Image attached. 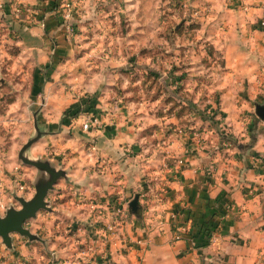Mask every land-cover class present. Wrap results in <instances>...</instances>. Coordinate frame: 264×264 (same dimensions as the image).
Listing matches in <instances>:
<instances>
[{
    "label": "crops",
    "instance_id": "crops-1",
    "mask_svg": "<svg viewBox=\"0 0 264 264\" xmlns=\"http://www.w3.org/2000/svg\"><path fill=\"white\" fill-rule=\"evenodd\" d=\"M188 1L198 11L195 21L178 0H0L7 35L48 67L51 85L72 75L84 79L78 102L100 91L91 103L101 109L103 124L94 150L116 167L108 191L104 184L88 186L86 178L59 186L55 198L71 193L93 201L64 202L79 229L52 233L43 249L35 245L40 263L45 257L52 264H264V120L251 107L264 95V0ZM69 3L75 12L67 21ZM1 33L2 58L8 37ZM152 70L174 85L167 88L192 92L198 110L219 115L198 120L207 137L201 148L196 138L181 137L185 147L174 165L137 172L132 156L145 141L140 111L154 104L131 100L123 90L151 92L141 83ZM61 122L64 131H76L74 120ZM88 169H80L86 177ZM137 194L139 215L129 209ZM213 224L210 242L205 228ZM110 225L113 234L106 231Z\"/></svg>",
    "mask_w": 264,
    "mask_h": 264
},
{
    "label": "rangeland",
    "instance_id": "rangeland-1",
    "mask_svg": "<svg viewBox=\"0 0 264 264\" xmlns=\"http://www.w3.org/2000/svg\"><path fill=\"white\" fill-rule=\"evenodd\" d=\"M2 20H5L4 16L0 17V33L7 35L8 21L3 25ZM157 20L163 23V15ZM7 37V47L4 49L7 54L2 58L0 56V216H6L9 209H21L22 205L18 199L31 200L36 193L35 183L39 172L25 164L19 158V152L37 135V126L43 136L31 146L27 155L33 159L49 161L57 170H63L67 175L59 179L53 190L49 191L46 201L49 202L51 209L41 210L35 218L29 219L24 225L39 240L31 241L19 233H12V245L8 248L0 238V264H52L45 257L41 260L42 263L35 258V245H39L41 249L46 247V241L52 238L54 232L64 235L74 228L77 232L80 225L71 223V218L68 217L71 209L63 207L64 202H69L71 198H75V202L79 203L85 202L84 200L93 201V197L82 199L78 194H71L68 186L64 192L70 195H65V198H55V192L58 188L61 190L59 187L61 184H75L71 178L79 181L86 178L88 180L85 179L84 182L88 186L104 184V189L107 187L108 191L115 183L114 177H111L116 170L115 161L110 160L108 164L104 159L97 158L94 150L96 133L83 131L81 126L87 115L94 114L101 118V109L91 105L92 101L101 97L100 91L92 93L88 101L78 102V98L85 92L84 79L72 75L51 85L52 78L46 72L48 67L38 64L32 53H22L15 39L10 35ZM216 65L220 66L222 62ZM155 71L145 73L141 85L151 89L145 96L136 86L128 85L123 90V93H128L131 100L137 102L150 100L154 104L149 110L140 111V115L143 116V119H140L143 123L141 133L145 141L138 144L139 149L132 156L135 157L134 169H137V172L139 170L152 172L161 166L165 169L174 165L179 161L182 155L180 152L185 147L181 143V137L193 138L198 132L205 133L204 126L201 128V125L200 127L196 125L198 120L215 121L216 114L219 115V112L213 109L211 112L198 110L195 102L197 98L192 92H183L182 88L177 89L179 86L176 89L167 88L174 85L170 86L171 82L167 83L161 79ZM262 85L264 91V79ZM113 92L110 90L107 97L110 102L115 99ZM202 99L201 96L199 101H203ZM219 100L216 96L215 101ZM255 102L264 104V95L259 102L257 100ZM255 102L251 103L252 108H255ZM76 114L78 116L74 117ZM63 119L74 120L77 124L76 131H64L61 122ZM220 130L221 127L216 129L219 138L222 137ZM202 141L203 143L207 141L206 135ZM105 167L108 169L102 173ZM81 168L83 170L89 168L90 174L86 177L81 173ZM71 170L76 171L73 177L68 174ZM145 177L150 178L151 175L147 173ZM63 241L59 239V244Z\"/></svg>",
    "mask_w": 264,
    "mask_h": 264
},
{
    "label": "water",
    "instance_id": "water-1",
    "mask_svg": "<svg viewBox=\"0 0 264 264\" xmlns=\"http://www.w3.org/2000/svg\"><path fill=\"white\" fill-rule=\"evenodd\" d=\"M255 112L259 119L264 120V104L256 103ZM37 128V135L26 143L19 152V158L27 165L38 170V178L35 183L36 193L31 200L19 198L22 205L21 209H9L6 216H0V238L3 239L5 245L10 248L12 245V233H19L28 237L31 241L39 240L29 229L25 228V223L35 218L41 210H50L49 202L46 198L49 191L53 190L57 181L66 177L67 173L63 170H57L49 161L41 159H33L27 155V151L42 136V132ZM132 214L139 215L141 208L139 207V195L137 194L129 204Z\"/></svg>",
    "mask_w": 264,
    "mask_h": 264
},
{
    "label": "built area",
    "instance_id": "built-area-1",
    "mask_svg": "<svg viewBox=\"0 0 264 264\" xmlns=\"http://www.w3.org/2000/svg\"><path fill=\"white\" fill-rule=\"evenodd\" d=\"M180 2V5L181 7L190 14V17L193 21H195V16L198 15V11H195L194 9L191 8V5L189 4V1L188 0H178ZM66 11L63 13V19L64 20H67L69 21L70 19H72V16L75 12V9H74V4L73 3H69L67 4L66 6ZM203 9L205 11H208V6L205 4L203 5ZM262 24L264 25V22H262ZM68 29L69 31L73 34V28H70V26H68ZM82 129L83 131H91L93 133H98L102 130L103 128V124H102V121L101 119L97 116V115H94V114H90V115H87L84 117V119L82 120ZM203 137H204V134L202 132H198L196 134V136L194 138H196V144H197V148H201L203 146ZM184 161L181 160L180 163L182 164ZM248 191L250 193L251 196L255 197L258 195V190L256 189H253V188H248ZM231 208L233 209L232 206H230L228 209H227V212H229L231 210ZM118 213L123 215L125 212L123 209H118ZM116 227L115 225H110L107 227V232H110V233H115V230ZM215 232V231H214ZM213 232V233H214ZM213 233H212V236L210 238V242L213 238Z\"/></svg>",
    "mask_w": 264,
    "mask_h": 264
},
{
    "label": "trees",
    "instance_id": "trees-1",
    "mask_svg": "<svg viewBox=\"0 0 264 264\" xmlns=\"http://www.w3.org/2000/svg\"><path fill=\"white\" fill-rule=\"evenodd\" d=\"M78 115L76 114V116L74 117H77ZM216 229V225L213 224V225H208L206 228H205V232L207 234V238H208V241L210 240L211 236H212V233L215 231Z\"/></svg>",
    "mask_w": 264,
    "mask_h": 264
}]
</instances>
